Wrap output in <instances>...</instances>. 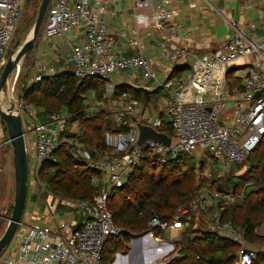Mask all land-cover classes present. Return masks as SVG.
Here are the masks:
<instances>
[{
  "label": "built area",
  "instance_id": "built-area-1",
  "mask_svg": "<svg viewBox=\"0 0 264 264\" xmlns=\"http://www.w3.org/2000/svg\"><path fill=\"white\" fill-rule=\"evenodd\" d=\"M26 2L0 0V70ZM121 4L129 6L133 16L134 25L130 35L122 29L111 31L102 22L104 16L118 14ZM225 24L228 39L213 50L210 58L193 56L196 67L189 73L187 84L173 85L169 80L161 83L155 78L154 64L143 56L142 45V31L151 30L160 40L158 47L163 58L181 66L183 57L189 53L184 43L187 37L182 26L173 22V11L167 8V0H51L43 21L44 36L60 37L67 43L72 74L77 80L97 78L104 83L103 99L107 103L104 110L112 115L116 125L126 128L128 133L107 134L106 144L111 149L91 152L76 148V140L68 136L71 130L78 129L68 114L49 113L44 123L33 122L32 127L23 126L28 159V190L33 187L35 193L45 200L47 189L40 180V173L45 164L57 161L56 152L63 146L75 162H82L87 169L98 174L99 179L105 175L109 188L102 186L97 189L90 200L57 196L53 207L50 197L43 216L36 212L29 214L24 209L8 247L0 256V264H101L107 239L120 233L107 208L110 191L125 183L145 152L155 157L157 162L167 164L179 154H187L195 159V152L201 149L213 158H223L227 165L242 164L245 169L249 168L247 158L264 133V39L254 43L238 31L233 21L226 20ZM71 32H75V35L81 33L78 44L67 38ZM120 40L125 42L129 55L120 56L114 52ZM253 56L257 59L248 63L241 91L228 89L222 76L214 98L209 101L203 98L210 92L211 80L218 70H224V66L239 59ZM29 68L32 72H28L25 87L55 75L51 65L36 60L31 62ZM120 70L133 71L135 79H152L159 90L165 91V118L171 135L161 132L159 118L150 122L144 111H135L137 100L127 93L116 95L112 78ZM187 89L198 95H187ZM91 99H95L93 93L83 101L87 114H91L96 107L91 104ZM14 110L23 117L24 110H27L26 102L21 99ZM137 124L165 134L170 138V144L146 140L136 145ZM29 134L34 135L31 147L28 146ZM216 178L222 179L223 175L219 174ZM219 199L221 197L216 192L203 188L198 191L195 200L177 208L170 222L153 217L148 224L151 229L146 234L157 247L165 246L168 249L166 255L169 256L173 252L170 251L174 250V243L170 245L159 236L155 238L153 230H180L184 225L180 218H187L189 213L193 215L192 220L195 214L205 217L210 204ZM60 205L75 210L76 218L70 222L56 223V210ZM226 205L224 203L223 207ZM207 223L209 232L239 245L236 264H252L257 259V252L245 246L243 230L234 229L230 224L221 225L217 220ZM144 253L150 255L151 250L146 248ZM169 259L161 264H166Z\"/></svg>",
  "mask_w": 264,
  "mask_h": 264
},
{
  "label": "trees",
  "instance_id": "trees-1",
  "mask_svg": "<svg viewBox=\"0 0 264 264\" xmlns=\"http://www.w3.org/2000/svg\"><path fill=\"white\" fill-rule=\"evenodd\" d=\"M27 75L28 72L25 79ZM226 81L230 90L238 92L243 88V79L235 76L233 70L227 71ZM25 84L21 98L26 104L40 107L47 113L64 109L71 121L78 123L79 133L68 136L85 150H110L111 147L106 144L107 134L128 133L126 128L116 125L103 109L87 115L83 101L88 94L93 93L96 100L105 101L104 83L97 78L79 81L72 73H60L33 83L30 87H25ZM115 92L116 95L127 93L130 98L145 102L151 95L125 85L117 86ZM161 132L171 135L166 124L162 125ZM56 156L57 161L45 164L40 173V180L48 190L66 199H92L97 193L93 179L98 174L87 169L82 162H75L64 146L57 150ZM249 157V168L235 181L231 180L233 177L226 184L212 180L205 188L216 193L218 190V193L220 190L223 194L229 193L230 189L233 194L236 193L232 204L219 209L216 220L221 225L230 224L234 229L243 230L245 241L257 244L264 242V230L260 226L264 224V133ZM200 170L201 165L193 164V158L187 154H179L169 163L161 164L145 152L125 183L110 191L107 208L120 233L107 239L101 264H109L117 252H126L134 237L151 229L148 224L153 217L170 222L178 207L195 200L200 189ZM216 183L222 185L216 186ZM188 217L191 220H187ZM188 217L180 218L185 226L175 239L173 252L176 251L177 256L170 255L166 264H236L238 244L214 232L193 230L192 213ZM167 233L170 234L169 231L153 230L155 238L159 236L164 239ZM263 260L264 253H259L252 264H261Z\"/></svg>",
  "mask_w": 264,
  "mask_h": 264
},
{
  "label": "crops",
  "instance_id": "crops-1",
  "mask_svg": "<svg viewBox=\"0 0 264 264\" xmlns=\"http://www.w3.org/2000/svg\"><path fill=\"white\" fill-rule=\"evenodd\" d=\"M167 8L170 11H173V22H178L183 28V33L185 37H187V40L184 43L187 46L189 53L183 57L182 65L177 66L173 62H170L169 60L162 57L161 50L158 47L160 40L157 35L151 30L146 32L142 31V45L144 48L143 56L153 62V74L155 78L161 83L169 80L173 85L176 83H183L186 85L189 73L196 67V61L193 56H196L197 58H210L213 50L217 49L228 39L229 32L225 28L226 24H223L226 23V20L233 21L238 31H240L245 36V38L254 43H258L264 39V0H167ZM118 9L120 10L118 14L114 16H104L102 18V22L111 31L122 29L127 32V35H130L134 21L129 10V6L121 4L118 6ZM224 29L225 34L223 33ZM69 34L71 35V38L68 37ZM79 37H81L80 32L76 35L75 32L67 34V38L75 44L79 43ZM54 38H59V40H62L60 37H52L47 39L46 37L42 36L39 44L37 45V49L34 50L36 44L38 43L37 39L36 44L32 49L33 51L31 50L32 54L34 53V55H32L31 59H29L31 60L29 66L33 61L32 58L36 57L41 60V63L51 65L55 74L72 73L73 67L70 61L67 43L64 40L62 41L67 45V48L65 52H61L57 46L55 47L56 44L53 42ZM50 39H52V44L49 43ZM46 43L49 44L50 49H43L44 47L42 46ZM114 52L120 56H127L130 53L126 50L125 42L123 40L119 41L118 46L114 48ZM255 59H257L255 56L252 58L239 59L234 63L224 66V70L223 68L218 70L216 77H213L211 80L209 86L210 92H207L205 95H203V98L208 101L214 98V94L217 91V86L220 83L219 79H221L222 76L225 86L229 88L226 81V73L229 70H233L235 76L241 77V79H243L249 66L248 63L254 61ZM117 72H120V79L123 82L119 85H125L130 88L146 91L147 93L151 94L146 102L142 99H137L138 104L135 106V111H144L150 122H154L159 118L162 123V128V125L166 124L165 107L167 99L164 102L165 105L162 108L155 109L153 113L149 110L150 106H155L156 102L158 101V99L154 98V95L160 90L156 87L155 82L152 81V79H135L133 76V71L126 72L120 70ZM138 72L141 74V70ZM119 85L115 86L117 87ZM173 89L174 86H172L171 90L173 91ZM185 93L191 97L198 95L191 89L185 90ZM91 100H95L96 104H98V107L96 106L92 113L87 115H93L98 110H104L107 106L106 101H98L96 98ZM26 107L27 113H24L22 119L25 118L26 120H29V123L26 121L22 122V124H26L25 126L23 124L25 128H27V126L29 127V124L31 123L30 120L39 123H44L46 121V116L49 113L45 112L42 108L29 104H26ZM61 110L59 111L60 113ZM37 113L40 114V116H38ZM149 113H152L153 116H149ZM63 114H67L65 110ZM110 116L112 117L111 114ZM32 141H34L33 136H28V146L30 142L33 144ZM27 203L28 193L25 206ZM209 210L210 209H208L205 215L209 213ZM193 222V230L209 232V226L207 222L210 221L203 220V222H198V220L194 219ZM168 231L170 234H168V236L164 239L166 241L172 240L174 243L173 240L175 238L172 237L174 236L173 231L175 230ZM245 246L247 249L254 250L257 252V254L264 253L263 242H259L257 244H249L246 242ZM117 254L118 253L114 255V258L111 262H113ZM120 257L121 256H118L116 260H120ZM261 264H264V260Z\"/></svg>",
  "mask_w": 264,
  "mask_h": 264
},
{
  "label": "rangeland",
  "instance_id": "rangeland-1",
  "mask_svg": "<svg viewBox=\"0 0 264 264\" xmlns=\"http://www.w3.org/2000/svg\"><path fill=\"white\" fill-rule=\"evenodd\" d=\"M53 1V0H52ZM41 3V0H28L24 6L22 15L19 19V22L16 26L14 36L11 40V43L9 44V47L7 48L5 58L3 60L4 64L8 60V58L13 55L14 53L17 52L19 46L28 38L30 31L33 27L36 14L39 8V5ZM45 19V17H44ZM224 21V20H223ZM225 25V23H223ZM225 28L227 30V26L225 25ZM225 34V29L224 32ZM223 34V35H224ZM44 36L43 32V23L39 32V38H38V43L36 44V47L34 50L37 49V45L39 44V41L41 40V37ZM45 37V36H44ZM69 38H71V35H68ZM48 39V38H47ZM52 39H50V44ZM62 40H59V38H54L53 42L56 44L55 47L62 52L66 51L67 45L62 42ZM42 47L43 49H50L49 44H44ZM33 51V50H32ZM32 51L29 52L23 61L20 64V71L18 78L16 79L17 73L14 71L11 76L9 77L7 83L5 86L2 88V93L0 94V102L2 105V108L6 109L9 107V102L10 100L13 101L14 107L20 103L21 101V91L22 88L24 87V84L26 83L27 79L24 78L25 74L29 72L31 74V69L29 68V63L31 60ZM45 51V50H44ZM33 60H36L38 62H41L39 58H32ZM120 72H115L112 78V81L115 85H119L122 82L120 79ZM30 76V75H29ZM14 89V91H12ZM155 99H158L156 102L155 106L151 105L149 110L153 113L155 109H160L165 105V101L167 99L165 95V91L160 90L157 94L154 95ZM153 98V100H154ZM91 104L94 106L98 107V104H96L95 100H90ZM60 111V110H59ZM58 111V112H59ZM24 113L26 114L27 112L24 110ZM39 113V112H38ZM37 113V114H38ZM61 113H64V110H61ZM96 113V112H95ZM152 113H149V116H153ZM40 116V114H38ZM28 122L29 120H26L25 118L22 119V122ZM31 123L29 124L31 127L33 126V120H30ZM76 126L78 125L77 122H75ZM24 124V123H23ZM26 124H24L25 126ZM28 127V126H27ZM71 135H77L79 133L78 129H73L70 131ZM34 135L29 134V137ZM30 139V138H29ZM33 142V141H32ZM31 142L29 146H31ZM75 147L78 149H83V147L76 143ZM92 151V150H89ZM193 164L198 166L199 164L201 165V170L199 171V184H200V189L203 190L206 185H209L212 180L215 182H225L230 179L232 181H235L236 177L241 176L242 174L245 173V171L248 169H245V166L242 164H225V160L223 158H213L212 156L206 154L205 151H202L201 149H198L195 152V159L193 158ZM249 167V164L246 163ZM227 165V166H225ZM0 169H1V174H0V236L5 230L7 220L11 214V209H12V202H13V193H14V175H13V164H12V154H11V148L6 132L5 125L3 124L2 120L0 119ZM200 169V168H199ZM223 175L222 179H217V175ZM94 184L97 187V189L101 188L102 186H105L109 188L106 180H105V175L101 176V179L97 176V178L93 179ZM221 180V181H220ZM217 185H222L219 183H216ZM225 188H228V185H225ZM47 191L45 193V200L41 196H38L37 193H35L34 188H30L28 191V203L25 206V211L27 213H33L36 212L38 215H45V210H46V204L49 201L50 197L52 198V207L56 204L55 199L57 195L53 194L48 190L46 187ZM215 189V188H214ZM219 191V190H218ZM217 194L221 197L218 202L211 203L209 208V213L203 216H198L195 214V219L197 218L198 222H203V220H208V221H215L216 217L219 214V209L223 207L224 203L232 204L234 202V199L236 198V193L230 189L229 193H225L220 190V193ZM52 194V195H51ZM51 201V200H50ZM220 204V205H219ZM214 207V208H213ZM225 207V206H224ZM72 212V213H71ZM74 216H73V215ZM79 217V216H78ZM75 210L65 207L63 205H60L57 210H56V215H55V222L60 223V222H70L72 219H75ZM185 225H183L182 229L184 228ZM194 226V222H193ZM262 231L264 230V224H260ZM180 229V230H182ZM180 230H175L173 231V237L177 239V237L180 236ZM168 235V233H167ZM166 237V236H165ZM221 237V236H220ZM119 238V237H117ZM115 238V239H117ZM224 238V237H222ZM168 239V238H167ZM175 239L174 241V246H175ZM225 239V238H224ZM119 240V239H118ZM170 240V239H168ZM228 240V239H227ZM230 241V240H229ZM168 244L172 245L173 242L171 241H165ZM232 242V241H231ZM148 248L151 250L150 255L145 254V249ZM168 249L165 248V246H160L157 247L156 243H154L148 234L145 232V236L139 235V238L136 236L134 237L130 243L128 244L127 251L122 253V252H117L118 254L115 256V259L113 260L112 263L115 264H161L165 259H169L170 255L173 257L176 256V251L171 253L173 250L170 251V255H166ZM122 253V254H120ZM145 254V255H144ZM115 255V254H114ZM143 255V256H142ZM118 256L120 257V260H116ZM168 256L167 258H165ZM153 260V261H152ZM236 263V262H235ZM110 264V263H109Z\"/></svg>",
  "mask_w": 264,
  "mask_h": 264
},
{
  "label": "water",
  "instance_id": "water-1",
  "mask_svg": "<svg viewBox=\"0 0 264 264\" xmlns=\"http://www.w3.org/2000/svg\"><path fill=\"white\" fill-rule=\"evenodd\" d=\"M51 0H41L33 27L28 38L19 46L16 53L11 55L3 66L0 73V94L3 86L6 85L9 77L15 71H20V64L25 56L34 48L39 36V32L46 15V11ZM14 91V89L12 90ZM0 119L5 125L12 154L13 175H14V193L11 214L7 220L4 232L0 236V256H2L8 247L17 224L21 219L27 198L28 184V159L26 155V143L24 140V131L21 115L14 110V103L9 102V107L2 108L0 102ZM138 137L136 145H141L146 140H153L164 145L170 144V138L163 133L156 132L151 127L137 124ZM132 150L130 147L129 151ZM250 157L247 158L249 160Z\"/></svg>",
  "mask_w": 264,
  "mask_h": 264
},
{
  "label": "bare ground",
  "instance_id": "bare-ground-1",
  "mask_svg": "<svg viewBox=\"0 0 264 264\" xmlns=\"http://www.w3.org/2000/svg\"><path fill=\"white\" fill-rule=\"evenodd\" d=\"M148 264V263H147Z\"/></svg>",
  "mask_w": 264,
  "mask_h": 264
}]
</instances>
